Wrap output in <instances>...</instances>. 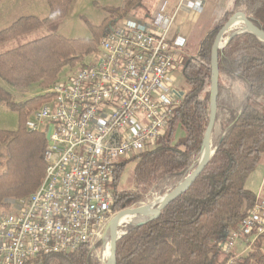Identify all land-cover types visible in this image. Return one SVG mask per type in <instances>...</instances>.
Returning a JSON list of instances; mask_svg holds the SVG:
<instances>
[{
    "label": "trees",
    "instance_id": "1",
    "mask_svg": "<svg viewBox=\"0 0 264 264\" xmlns=\"http://www.w3.org/2000/svg\"><path fill=\"white\" fill-rule=\"evenodd\" d=\"M141 1L126 0L117 12L124 18ZM70 2L48 0V17L19 18L0 30V43L46 25L57 28ZM239 9L264 30V0H231L224 17L201 39L198 50L183 54L181 72L188 89L163 136L117 165L113 213L145 201L154 193L164 194L197 166L211 111L212 46L219 29ZM112 26H101L102 37ZM102 37L71 39L51 32L0 52V103L17 110L22 117L18 129H0V140L7 151L0 172V201L5 183L16 185L25 161L37 173L30 194L41 184L48 141L45 131L27 128V119L52 96L49 89L59 80L64 66L75 65L88 55L97 56ZM218 67L213 155L189 188L158 216L119 227L116 264H226L230 259L221 244L242 225L258 199L246 187V180L264 153V41L251 32L235 34L219 49ZM35 87L43 91L26 99L15 97L16 92ZM179 128L184 131L181 136H177ZM130 160L135 161L134 186L119 188ZM263 236L254 240L252 250L238 255L235 252L231 264H264ZM36 264L101 262L95 248L85 243L68 253L40 255Z\"/></svg>",
    "mask_w": 264,
    "mask_h": 264
},
{
    "label": "built area",
    "instance_id": "2",
    "mask_svg": "<svg viewBox=\"0 0 264 264\" xmlns=\"http://www.w3.org/2000/svg\"><path fill=\"white\" fill-rule=\"evenodd\" d=\"M180 5L157 9L147 23L122 18L101 39L93 63L49 89L27 125L46 137L50 130L45 176L0 216V264H36L40 255L68 253L106 234L117 165L155 144L183 99L172 83L184 39L170 34ZM263 234L258 199L221 244L226 264L239 243Z\"/></svg>",
    "mask_w": 264,
    "mask_h": 264
},
{
    "label": "rangeland",
    "instance_id": "3",
    "mask_svg": "<svg viewBox=\"0 0 264 264\" xmlns=\"http://www.w3.org/2000/svg\"><path fill=\"white\" fill-rule=\"evenodd\" d=\"M125 3L126 0H71L66 15L61 21H59L57 28H52L50 25H46L32 32L3 41L0 43V52L8 50L23 42L38 38L42 35L51 32H56L66 38L71 39L100 38L102 37V25H108L110 23L116 25L122 19V16H120L117 10L124 7ZM154 5H156V0H143L140 4L129 9V12L127 13V15H125V17L142 18L146 13L152 10L151 8ZM225 12V9L219 7L217 0L209 1L208 7L205 11H203L202 16L195 25L187 44V48L192 51V53H195L198 50L201 39L211 28L215 27L220 22V20L224 17ZM49 14L50 7L48 0H0V30L10 26L11 24H13V22H15L21 17L37 16L40 19H44L48 17ZM244 26V24H240L230 29L226 34H224V37L226 38L233 30L241 29ZM94 57L96 56L88 55L85 56L80 62H77L75 65L64 66L60 73L59 80H68V78L72 76L80 67L86 64L93 63L95 59ZM181 69L182 60H180L176 72L173 73V75H175V80L172 83V87H174L173 89H178L181 92L185 93L188 89V85L185 77L181 72ZM42 91L43 90H41L40 88L35 87L27 91L16 92L15 97L17 99H26L32 95L41 93ZM34 118V114L29 116V118L27 119L26 126L28 125V122L34 120ZM21 124L22 117L20 113L17 110L12 109L6 103H0V129L16 130L21 126ZM183 132V129L179 128L177 131V136H181ZM6 158L7 151L5 143L0 140V172L4 168ZM134 163V160H130L127 162L123 170L119 188H133ZM29 165L30 164H28L27 161L23 162V165L17 174L18 179H16V185L12 186L11 183L8 181L10 184L5 183L3 189L1 190L4 191V194H2L1 197L3 195L4 197L2 198V201H0V216L2 214L14 211V205H18L19 200L21 198H25L30 194L29 190L32 189L34 186V183L37 178V173ZM246 187L254 191L258 195V199H264V153L261 155V158L255 168L250 172L246 180ZM171 189L172 188H169L166 192ZM26 190H28L29 192H26V194L24 195L19 194L23 193ZM164 194L154 193L153 196H148L145 201L134 205L148 203L152 206L153 209L156 206V203L154 202H157V200ZM115 213H113V215ZM145 218L146 216L137 215L134 217L133 221L130 222H138ZM130 222H123L120 226ZM99 241H101V243L97 245ZM109 243V230H106L105 235L95 240L90 245L91 247L95 248V252L101 264H103L105 261L104 252L107 244ZM251 244L245 245L243 243H239L238 246H245V248L250 246V248L246 250V252H248L253 248V245ZM261 249L264 253V236L261 237ZM236 251L237 250H235V252ZM238 252L239 251H237L236 253Z\"/></svg>",
    "mask_w": 264,
    "mask_h": 264
},
{
    "label": "water",
    "instance_id": "4",
    "mask_svg": "<svg viewBox=\"0 0 264 264\" xmlns=\"http://www.w3.org/2000/svg\"><path fill=\"white\" fill-rule=\"evenodd\" d=\"M239 15L243 16L244 27L241 29L233 30L225 39L223 43H221V39L224 38V34H226L233 26L238 22ZM241 32H251L255 34L259 39L264 41V30L258 27L246 14L243 9H239L234 12L232 16L223 24V26L219 29L218 34L215 37L213 46H212V74H211V111L209 115V122L207 125V129L204 136V143L201 150L200 158L198 159L197 166L190 171L183 179H181L171 190L166 192L163 195L161 201H159L155 208L149 210L144 207L143 204L139 205H129L118 212H116L109 220L107 225V231L109 230L110 236V244H111V257L109 260L103 264H116L117 262V242L121 235V231L119 226L122 222L119 221L120 216L128 211L134 212L136 215L146 216L145 219L140 220V222H144L148 219L154 218L158 216L161 211L177 196H179L182 192L187 190L192 182L196 179V177L201 173L204 167L209 162L211 156L213 155L215 149L213 147V128L216 122V116L218 111V80H219V67H218V56L219 49L223 48L232 36ZM50 136V130L47 132V138ZM156 203V202H154ZM133 223V222H130Z\"/></svg>",
    "mask_w": 264,
    "mask_h": 264
},
{
    "label": "crops",
    "instance_id": "5",
    "mask_svg": "<svg viewBox=\"0 0 264 264\" xmlns=\"http://www.w3.org/2000/svg\"><path fill=\"white\" fill-rule=\"evenodd\" d=\"M210 0H156V5H154L150 12L146 13L142 18L132 17L142 23H147L155 11L159 8H166L169 11H172L176 8L178 4L180 8L176 15L175 21L171 28V37L177 38L181 37L184 39L182 47L179 49V59L182 60V56L185 53H192L187 47L189 38L193 32V29L200 17L203 14V11L208 7ZM219 7L225 9V11L230 7L231 0H217ZM181 92V91H180ZM183 93V92H181ZM184 94V93H183ZM245 246H238L235 250L239 251L237 254L245 253ZM236 251V252H237Z\"/></svg>",
    "mask_w": 264,
    "mask_h": 264
},
{
    "label": "bare ground",
    "instance_id": "6",
    "mask_svg": "<svg viewBox=\"0 0 264 264\" xmlns=\"http://www.w3.org/2000/svg\"><path fill=\"white\" fill-rule=\"evenodd\" d=\"M240 24H244L243 16H242V15H239L238 22L233 26V28L236 27V26H238V25H240ZM225 39H226L225 37L222 38V39H221V43H223V42L225 41ZM162 198H163V196H161V197L157 200L156 204H157L159 201H161ZM143 205H144L145 208H147V209H149V210L152 209V206L149 205L148 203H143ZM154 208H155V207H154ZM135 216H137V215H136L134 212L128 211V212L123 213V214L120 216L119 221L122 222V223H123V222H130V221H133V219H134ZM104 256H105V261H104V262L106 263V262L109 260V258L111 257V245H110V243L107 244V246H106V248H105Z\"/></svg>",
    "mask_w": 264,
    "mask_h": 264
}]
</instances>
